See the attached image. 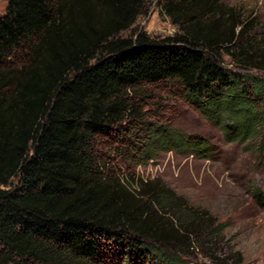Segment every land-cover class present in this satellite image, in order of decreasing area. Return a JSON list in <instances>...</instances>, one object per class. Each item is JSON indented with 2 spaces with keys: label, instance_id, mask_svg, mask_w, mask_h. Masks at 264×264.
I'll return each mask as SVG.
<instances>
[{
  "label": "trees",
  "instance_id": "1",
  "mask_svg": "<svg viewBox=\"0 0 264 264\" xmlns=\"http://www.w3.org/2000/svg\"><path fill=\"white\" fill-rule=\"evenodd\" d=\"M66 6L7 0L0 17V264H189L199 239L225 225L170 188L141 181L133 190L110 175L98 140L140 115L142 88L169 84L228 141H257L264 160V77L225 61L264 71L252 22L221 0H159L176 34L122 38L150 0H77L67 20ZM19 52L28 65L9 67ZM167 145L211 152L160 125L146 145L125 148L143 164Z\"/></svg>",
  "mask_w": 264,
  "mask_h": 264
},
{
  "label": "rangeland",
  "instance_id": "2",
  "mask_svg": "<svg viewBox=\"0 0 264 264\" xmlns=\"http://www.w3.org/2000/svg\"><path fill=\"white\" fill-rule=\"evenodd\" d=\"M63 1L67 3L63 14L67 20L77 0ZM221 1L228 9H234L237 19L245 24L252 22L250 35L264 48V0ZM6 9L7 0H0V17ZM176 32L170 19L160 14L159 0H150L147 14L120 37L134 38L146 33L152 38H166ZM27 58V54L19 52L9 67L28 65ZM225 61L235 71L264 77V71L236 68L228 57ZM140 96L135 102L140 115L129 117L114 136L98 140L106 170L133 190L140 188L141 181L170 188L181 203L198 214L208 213L214 224L225 225L223 234L201 236L199 243L203 247L192 251L189 264H264V160L254 149L257 141H228L218 125L194 110L182 93L169 84L146 86ZM157 125L174 134L202 138L210 144V156H193L167 145L153 149L154 160L137 163L125 145H146ZM258 193L263 196L261 201L256 197Z\"/></svg>",
  "mask_w": 264,
  "mask_h": 264
}]
</instances>
